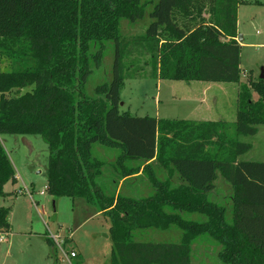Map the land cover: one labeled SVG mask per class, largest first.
I'll use <instances>...</instances> for the list:
<instances>
[{
	"label": "trees",
	"instance_id": "16d2710c",
	"mask_svg": "<svg viewBox=\"0 0 264 264\" xmlns=\"http://www.w3.org/2000/svg\"><path fill=\"white\" fill-rule=\"evenodd\" d=\"M248 2L157 0L144 35L128 39L121 21L141 20L152 1L0 0V134L42 136L49 151L45 190L82 198L110 216V264H191L192 241L204 233L222 245L219 257L226 264H264V162L237 159L252 147L237 136L255 135L264 125V78L240 84L237 16ZM109 45L110 79L89 96L86 83ZM133 51L150 56V76L161 80L239 83L237 134L227 133L225 120L120 113V90L137 77V63L127 62ZM95 144L119 154L105 162ZM155 166L167 177H158ZM140 170L149 195L118 191L121 179ZM218 173L232 188L230 219L209 198ZM16 180L0 141V200L8 195L5 184ZM10 212L0 203V234L11 231ZM182 212L206 220H188ZM171 226L182 231L179 242L134 236L139 229ZM46 241L55 246L52 238Z\"/></svg>",
	"mask_w": 264,
	"mask_h": 264
},
{
	"label": "rangeland",
	"instance_id": "374dc122",
	"mask_svg": "<svg viewBox=\"0 0 264 264\" xmlns=\"http://www.w3.org/2000/svg\"><path fill=\"white\" fill-rule=\"evenodd\" d=\"M152 1L146 6L145 16L136 22L123 19L120 23L121 35L125 38H137L144 35L152 21L150 12ZM258 1V2H256ZM237 25L241 42V78L240 84L249 79L257 80L264 69V0H249L239 7ZM137 64L134 74L126 79L120 90V113L134 116H153L162 119H190L194 121L225 120L229 125L227 133L237 134L235 123L237 116V95L239 83L161 80L150 76V56L133 51L127 62ZM113 64V47L108 46L102 64L92 69L86 83V93L95 97V87L110 79ZM3 62L0 64V70ZM3 70V69H2ZM257 98V94L253 93ZM238 141L251 143L252 147L238 160L264 162V125L258 126L255 135H238ZM6 152L15 169L17 180L8 181L4 191L8 195L0 200L4 206H10L9 221L11 231L1 233L0 264H110L112 249L111 218L100 212L94 204L82 198L51 196L47 187V167L49 151L47 143L40 135L0 134ZM96 155L105 162L113 161L119 154L118 149L106 148L99 144L93 146ZM140 165V163H134ZM105 175H108L107 171ZM155 173L164 179L167 171L155 166ZM109 176V175H108ZM106 176L109 187L113 185ZM138 190L132 189L135 181L129 182V189L123 194L146 196L152 188L145 174L140 176ZM173 183H180L175 176ZM215 189L210 193V200L226 209V217L232 216V188L218 173ZM149 187V188H147ZM108 190V189H107ZM111 190V189H109ZM108 192L110 193L111 191ZM20 192L21 194H17ZM125 192V193H124ZM127 194V195H130ZM185 219L204 222L206 217L199 213L182 212ZM55 241L51 247L46 237ZM58 237L56 241L54 239ZM136 240L152 242H179L182 231L171 226L169 229H139L134 232ZM63 249V250H62ZM75 249L77 257L67 261V254ZM222 245L209 234L198 235L191 244V264H226L219 257ZM51 255V256H50Z\"/></svg>",
	"mask_w": 264,
	"mask_h": 264
},
{
	"label": "crops",
	"instance_id": "0c3cea01",
	"mask_svg": "<svg viewBox=\"0 0 264 264\" xmlns=\"http://www.w3.org/2000/svg\"><path fill=\"white\" fill-rule=\"evenodd\" d=\"M240 7V6H239ZM239 9L240 8H238V14H239ZM241 37H242V39L241 40H243V36L241 35ZM240 44H241V42H240ZM242 45V44H241ZM158 118V117H157ZM213 121V120H212ZM140 176H142V170H140V172L139 173H137V174H135V175H133V176H131V177H129L128 179H131V180H126V178H124V179H121L120 180V182H119V186H118V191H123V189L124 188H126V189H129V187H128V183L129 182H131V181H135L136 183L135 184H133V186H132V189H134V190H138V185H137V183H138V181H140V180H142V178L140 177ZM149 186V185H148ZM147 188H149V187H147ZM125 193V192H124ZM2 237H3V235H2ZM5 239L4 238H2V241H4ZM72 250H75V249H72ZM76 251V250H75ZM78 254V253H77Z\"/></svg>",
	"mask_w": 264,
	"mask_h": 264
},
{
	"label": "built area",
	"instance_id": "2783aa9c",
	"mask_svg": "<svg viewBox=\"0 0 264 264\" xmlns=\"http://www.w3.org/2000/svg\"><path fill=\"white\" fill-rule=\"evenodd\" d=\"M3 237L0 238L2 240ZM54 239L57 241L58 237L54 236ZM63 250V249H62ZM77 252L75 250H71L68 254L66 252H63V256L67 261H71V258L77 257Z\"/></svg>",
	"mask_w": 264,
	"mask_h": 264
},
{
	"label": "water",
	"instance_id": "95a60500",
	"mask_svg": "<svg viewBox=\"0 0 264 264\" xmlns=\"http://www.w3.org/2000/svg\"><path fill=\"white\" fill-rule=\"evenodd\" d=\"M242 39L241 35H239L238 37V41H240ZM260 78H264V69L262 68L261 70V75H260Z\"/></svg>",
	"mask_w": 264,
	"mask_h": 264
}]
</instances>
